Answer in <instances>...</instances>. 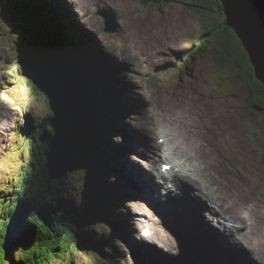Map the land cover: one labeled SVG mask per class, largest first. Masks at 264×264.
Masks as SVG:
<instances>
[{
  "label": "rangeland",
  "instance_id": "374dc122",
  "mask_svg": "<svg viewBox=\"0 0 264 264\" xmlns=\"http://www.w3.org/2000/svg\"><path fill=\"white\" fill-rule=\"evenodd\" d=\"M57 1V4H54L50 0L48 5L51 11L54 9L52 14L56 18L55 26L57 31L65 37H62V39L70 45L79 42L83 46L82 50L86 48L89 52L90 49H94L97 52V55L93 57L90 55L91 61L82 68L91 81L92 87L94 89L96 87L97 90H108V84H110L115 88H118V85L125 88L124 90L122 87V93L119 90H114L107 96V99L109 96L111 97L109 101L113 106L115 100L120 99L119 95L123 94L121 98L122 107L112 108L111 110L118 117L123 116L127 121V125L122 124V127H117L119 119L113 116L116 125L106 123V129L102 126L104 132H111L110 129L112 130L113 127L114 132L116 131L117 134L114 141L109 140V137L103 139V147L108 150V153H111L110 157L107 156V160H105L108 167L116 169L119 166L117 163L121 161L110 159L113 157L112 153L115 147L124 149V155L128 153L134 156V161H136V165L133 166L134 169L141 165L150 167L148 163L144 162L146 160L141 159L140 154L132 152L137 150L136 146L138 145L136 141H132L133 138L129 135L133 128V125H130L129 122L137 120H131L133 117L131 112L134 114L135 110L141 109L143 107L141 99H145L151 92L157 95L150 96L152 98L158 97L157 99L162 103L168 98L167 95L172 94L174 96L179 93L187 95L188 99L193 97L199 102L204 114V121L209 123L205 127V133L216 140L215 144L218 146L220 153L222 152L221 156L224 162L229 161L230 158L232 159L227 163V166L229 164L233 167L234 174L228 173L226 170L225 172L232 177L241 179V182H245L247 191L251 189L250 180L253 179L257 185V188L253 189L255 190L254 194L261 200L259 204L264 205V111L255 109L251 105L252 93L248 91L243 82H239L234 78L232 65L225 62H215L210 55L197 47L201 41L205 22L190 7L191 0H122L126 7L123 10L119 6H116V8L111 6L99 8L96 14L101 18L100 11L102 9L114 11L119 27L116 32L107 31L102 18L101 32L96 34V37L88 36V32L85 33L86 29L84 31L83 23L86 17L79 16L75 18V12L67 7L63 0ZM0 3L8 4L9 0H0ZM14 22L12 16L0 8L1 220L4 219L5 209L8 205L22 202V198L25 199V192L28 189L26 182L30 181L33 176L35 178L40 177L39 171L42 172V168L39 162L43 154L39 155V153H42V149L49 144V141L42 140L41 136L52 133V130H59L67 139V147L70 149L75 147V144L82 139V132L80 127L77 126L79 124L75 116L67 117L59 112L54 101L52 102L53 98L46 96L40 88L43 83L41 84L37 79L40 77H38L34 66L31 67L25 64L21 58L17 50V34L11 32L21 29L16 28L17 24ZM155 28H157L156 32H154ZM79 29L82 33H79ZM162 30L165 31V41L161 40ZM122 37H126L125 42H119ZM155 40L156 45L161 48L155 47ZM165 43H169L170 47H164ZM154 47L155 49H153ZM152 49L153 54L155 53L154 59H152ZM158 49L163 51H158ZM191 51L193 52L191 53ZM115 54L121 57H117ZM149 54H151L150 60L148 59ZM119 58H124L126 62L128 60V64L126 62L124 64L129 66V74H127L130 76L129 79L126 78L127 72L125 73L126 80H124L121 73L125 66L122 68L113 63V59L117 62ZM38 63L39 65L43 64L40 61ZM193 80L196 84L192 82ZM180 85V89L170 91V89L178 88ZM42 88L45 89L44 85ZM125 91L129 103L124 99ZM191 92H194L195 95ZM160 95L162 97H159ZM201 95L206 96L202 97ZM142 109L139 113L136 112L135 116L142 113ZM129 110L130 114H128ZM216 115L217 118H215ZM209 116H211V120ZM212 116L217 119L216 122L212 120ZM235 118L237 121H234ZM78 119L80 120V118ZM221 122L224 123L225 128L221 127ZM227 132L232 134L233 139L232 143L226 146L223 145L222 140ZM51 163L52 161H50ZM121 166L124 168L125 162ZM115 174H118V172L105 171L103 167L89 165L85 170V174L80 177L81 191L76 193L71 201L72 203L69 204L72 212L87 211L89 203L95 200L96 196L104 195L101 198H109L105 194H111L110 200L115 202V207H113L112 216L109 213L110 219L100 223L96 222L94 229H90L88 235L89 250H78L70 253L62 264H117V261L120 264H129L126 259H130L129 262H134V256L136 258L144 257L143 261L140 262L142 264L151 263L139 252L137 247L143 246L141 241L146 243V238H143V236H148L149 232L144 229L142 232L130 233L129 230L130 228L135 230V226L142 224L143 221L154 223V220L157 219V217H154V213L157 210L151 209L143 196L140 197L141 199L136 198L140 188L136 186L135 183L137 182L133 181L134 179H132L128 170H121L119 176ZM123 179L126 181L127 179L131 180L134 183V193H130L128 181L127 186L122 184L120 180ZM137 191L138 193H136ZM249 195L251 196L250 192ZM90 197L93 199H89ZM127 199L131 200L129 201L130 204L135 200L136 208L129 205L126 202ZM34 204H38L39 207H47L37 200ZM34 204L29 203L27 213ZM21 205H23V202ZM209 206H211V203ZM166 223L164 219L163 227ZM171 223L177 225L172 220ZM19 226L20 224L17 227ZM186 228H180L181 232H179L182 250H176L179 253L166 252L172 259L180 260L182 264H193L196 260L198 247L192 244L190 231ZM201 228H203V225ZM165 231L169 235L177 236L176 232ZM135 236L138 237L135 239ZM161 238L164 239V236L162 235ZM160 243H162V240L155 244L156 247H162ZM14 244L15 241L11 237L5 251L8 246L11 247ZM92 249H95V251ZM21 251L27 250L17 251L15 260L16 256L19 259ZM217 257H219L220 262H222V258L228 259L222 257V255H217ZM244 257L246 258V256H238L239 259ZM175 261L170 260L169 262L175 263ZM16 262L22 264L17 260ZM254 262L260 264L257 261ZM4 263L9 264L7 261ZM228 263L233 264L229 261ZM55 264H58V262ZM243 264H249V262L245 260Z\"/></svg>",
  "mask_w": 264,
  "mask_h": 264
},
{
  "label": "trees",
  "instance_id": "16d2710c",
  "mask_svg": "<svg viewBox=\"0 0 264 264\" xmlns=\"http://www.w3.org/2000/svg\"><path fill=\"white\" fill-rule=\"evenodd\" d=\"M190 7L205 22L198 48L210 55L215 62L232 65L234 78L243 82L252 93L251 99L254 102L251 100V105L264 111V85L255 77L253 67L235 30L226 25L221 1L191 0ZM31 9L42 18H37L31 13L32 18L37 19L35 22L38 28L32 20L27 24L30 46L50 59L56 76L54 88H51V91L44 89L45 95L52 97L55 102L59 100L60 106L74 111L88 120L89 124L85 128L84 138L72 149L67 147V139L59 130H52V133L41 136V139L49 141V144L39 153L43 154L39 162L42 168V172L39 171L40 177L33 176L30 181H25L28 189L25 199L22 198L23 205L22 202L8 205L4 219H0V264L6 261L5 247L20 221L26 216L29 203L37 200L46 205L48 216L39 227L36 245L29 251H21L19 259L16 256V260L22 264H62L70 253L89 250L90 229H94L95 223L101 220L99 216L109 212L112 203H115L110 198L96 196L95 200L89 203L87 211L70 210L69 204L76 193L81 191L80 177L85 174L87 167H105L106 152L104 155L103 153L106 148L103 147V139L108 137L102 136L101 129L102 126L106 129L107 114L96 103L99 95L90 91V81L82 70L85 66L80 49L67 45L62 39L64 36L57 31L55 24L53 26L52 19L44 15L43 10ZM108 139L111 140V136Z\"/></svg>",
  "mask_w": 264,
  "mask_h": 264
},
{
  "label": "bare ground",
  "instance_id": "6f19581e",
  "mask_svg": "<svg viewBox=\"0 0 264 264\" xmlns=\"http://www.w3.org/2000/svg\"><path fill=\"white\" fill-rule=\"evenodd\" d=\"M22 1H23L22 4L30 2L29 4L30 7L28 8V10L33 11L31 9V8L34 9V2L32 0H22ZM39 1H41V4H43L44 0H39ZM63 1L65 2L67 7L71 8L73 12H75V18L79 16L83 18L86 17L83 23L84 31L86 29L85 33L88 32L89 34L87 35L88 36L91 35L93 37L101 32L100 27L102 24L101 18L95 14V9L97 10L105 6H109V7L111 6L115 8L116 6H119L121 7L122 10L123 8H126L122 0H115L117 3L114 0H63ZM57 2H58L57 0H53L54 4H57ZM47 7L49 6L47 5ZM53 10L54 9H52V12ZM33 18L32 21L33 23H35L36 27L38 28L35 22V20L37 21V19H33ZM54 19L56 20L55 17ZM70 24L76 25L72 23ZM25 33H26V37L29 38V33L28 32ZM79 33H82L80 29H79ZM125 39L126 37H122L119 42L122 41L125 42L124 41ZM129 44L132 45L131 42H129ZM67 45L70 47V44L67 43ZM158 48L161 47L158 46ZM119 53L121 54V52ZM151 54L153 55L152 59H154L155 53L153 54L152 52ZM115 55L121 57L118 54ZM124 62H126L124 58H121V60L117 62L116 60L113 59L114 65H118L122 68L125 66ZM121 73L124 76V80H126L125 73L126 75L129 74V66L128 65L125 66L122 69ZM126 78L129 79L130 76L127 75ZM40 88L44 91V88L42 87ZM191 93L195 95L194 92ZM126 94L127 92L125 91L124 99L125 101H127V103H129V98L128 95ZM108 95L109 93L107 94L105 93L104 97L107 98ZM201 96L203 97L206 95H201ZM159 97H162V95H160ZM166 97L168 98H166L165 101L162 103L157 99L158 97L152 98L150 94H148L146 99L143 100L141 99V102L143 103V107H142L143 109L141 108L142 113L135 116V113L136 112L139 113L141 109L135 110L136 112H134V114L131 112V116H133L131 120L134 121L135 119H137L135 122H133V124L136 123L139 124L141 126V129H136L133 127L132 131L129 132V135L132 136L133 141H136L138 145L137 147L139 148V152L143 156H147V158H149L148 160L149 163L152 162V168L148 169L141 165L134 169L133 166H135L136 164L134 161H131L132 164L128 162L129 163L128 165H131L133 169L131 168L128 171L130 172L132 179H134L133 181L137 182L138 185L136 186L140 188L138 190L139 191L138 198L141 199L143 196L147 203H148L147 201L148 198L149 201L156 208L161 210V212L154 213V217H157V219L154 220V223H151L150 221H143L142 224L135 226L134 228L135 230L130 228L129 230L130 233H133L135 231L142 232V230L144 229L149 232L148 236H143V238H146V243H143L144 241H141V244H143V246L142 245L137 246L139 252L143 256H145L148 261H152V264L158 261H163L164 263H168L165 260V258L169 256L168 252L166 251L179 253V251L177 252L176 250L178 249L182 250V246H181L182 242H180V238H179V232L181 231L179 230L180 228H184V227L186 228V226L187 228H189V231L191 233L189 231L188 232L193 240H195L196 238L200 242H203L205 238L209 240V230H205L204 232L198 227L200 225L198 223H195L194 225L191 223L188 224L187 220L190 219H187L185 221L184 218L179 219L177 217H174L173 219L176 221L177 225H174L173 223L168 224L167 221L171 222V220L165 219L166 217L169 216L168 213L171 212L169 211L170 208H182L183 207L182 203L183 201H185L184 200L185 196L183 197L181 196L180 198L175 199L170 203L169 201H166L165 195H173L174 194L173 192L175 190H172L171 188H167L166 191H164L163 189L164 188L163 184L169 185L167 179L168 176L164 174V170H163V165H164L163 162H165L163 160L165 159L167 163H173L174 165V169L171 172V177H173V179L177 181L179 178H185L191 181L192 183L196 184L201 189V194L206 199L211 201L213 205L217 206L218 215L221 216V223H223V226L222 224L218 225L220 228H223L224 230L225 227L226 233H228V231L230 232L240 231L238 236L236 235L237 237L235 238L232 237V234L229 235L228 238L229 247L236 249L238 244L241 243L245 245L247 249H250L254 252V254L256 255L255 257L256 259H258L257 261L260 264H264V205L259 204L261 200L258 197H256V194H254L255 190L253 189L257 188L255 181L253 179L250 180L251 189L247 191L245 182H241V179L237 177H232L226 173L228 172L234 174L233 167H231L229 164H228L229 167L227 166V163L230 162V160L232 159L230 158L229 161L224 162L221 156L222 152L220 153L218 146L215 144L216 140L212 136L205 133V127L209 123L207 121L206 122L204 121V114L202 112L201 107L199 106V102H197L191 96H190L191 98L188 99L187 95L185 96L179 93H176L174 96L172 94L167 95ZM146 102L148 105L147 108H146ZM106 112L110 113L111 110H107ZM128 114H130V110ZM209 118L211 120V116H209ZM215 118H217V115ZM215 118H213L212 116V120L216 122L217 119ZM110 119L115 124V122L113 121L114 117L111 116ZM234 121H237L236 118ZM222 122L220 125L221 127L225 128L224 123ZM88 124L89 122L87 120L85 126H88ZM110 131L112 135L116 134L115 133L116 131L114 132L113 127L112 130L110 129ZM159 135L160 137L162 136L165 138L163 142H160V140L158 141ZM232 139H233L232 134L230 133L228 134L227 132L226 136H223V140H222L223 145L227 146L231 144ZM172 151L175 154L174 156L171 155ZM110 159L113 160V158ZM154 163L155 165H153ZM154 170L159 171L161 180L158 179L157 176L158 174L156 175ZM137 179L139 181H136ZM149 192H150V196H149ZM249 192L251 196L249 195ZM252 194L255 196L254 198ZM35 205L36 204H34V206ZM131 205L136 208L135 200L133 201V203H131ZM113 207H115V203L114 204L112 203L111 210H109V212L107 211L104 217L110 218V215L112 216ZM202 217H207V216L203 214ZM164 219L167 223L163 227ZM198 220H200V222H203L204 218ZM42 222L43 221L40 222L39 227ZM165 230H168L169 232H176L177 236L169 235L168 232ZM195 230H197V233L203 232L204 235L196 237L194 234ZM245 232H247L248 234H246ZM160 233L164 236V239L161 238L162 235ZM212 233L221 242V240L219 239L220 236L218 235V232H212ZM136 237L138 236H135V239ZM160 240H162L163 247L158 248L156 247L155 244H157V242ZM163 248L165 249L167 255L166 253L165 254L160 253L162 252ZM215 250L224 252L219 248H215ZM238 254L236 255L246 256L240 253ZM143 258H136V256H134L133 258L134 262H129L131 260L128 258L126 259V261L129 264H139L141 261H143ZM246 258L245 257L243 259L237 258L238 263L243 264L244 261L246 260L249 262V264H257L254 262V260L252 261V256L250 257V254L249 256H246ZM171 260L175 261L174 259ZM7 262L9 264H19L16 261L14 262L7 261ZM229 262L234 264L233 259L229 260ZM117 264L120 263L117 261Z\"/></svg>",
  "mask_w": 264,
  "mask_h": 264
},
{
  "label": "water",
  "instance_id": "95a60500",
  "mask_svg": "<svg viewBox=\"0 0 264 264\" xmlns=\"http://www.w3.org/2000/svg\"><path fill=\"white\" fill-rule=\"evenodd\" d=\"M220 1L224 8L226 25L235 30L247 53L249 63L253 67L255 77L264 85V0ZM12 20L16 22V28L21 29L11 31L17 34V50L21 58L25 64L31 67L34 66L38 77H40L37 79L41 84L43 83L42 85H44L45 89L51 91V88H54L56 76L53 66L49 62L50 59H47L41 52L32 49L30 46V38L28 39L26 37L27 24L31 20L26 19L24 16L17 17L16 19L12 18ZM31 44L35 47L32 41ZM38 61L43 62L44 65H39ZM56 102L57 104L55 106L58 107L61 114L67 117L75 116L74 111L60 106L59 100H56ZM75 119L84 135L86 121L81 118L80 120ZM47 216V207H39L38 204L31 206L29 213L21 220L20 226L14 230L12 239L15 241V244L7 247L4 255L5 260L14 262L16 261L15 254L17 251L21 249L29 251L36 245L39 224Z\"/></svg>",
  "mask_w": 264,
  "mask_h": 264
},
{
  "label": "snow or ice",
  "instance_id": "6c2138e0",
  "mask_svg": "<svg viewBox=\"0 0 264 264\" xmlns=\"http://www.w3.org/2000/svg\"><path fill=\"white\" fill-rule=\"evenodd\" d=\"M163 167L166 169L168 167V165H164Z\"/></svg>",
  "mask_w": 264,
  "mask_h": 264
}]
</instances>
